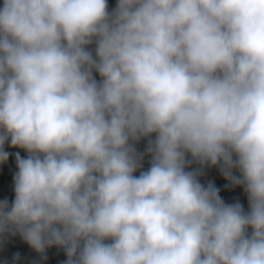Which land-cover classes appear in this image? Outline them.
<instances>
[{"label": "clouds", "instance_id": "clouds-1", "mask_svg": "<svg viewBox=\"0 0 264 264\" xmlns=\"http://www.w3.org/2000/svg\"><path fill=\"white\" fill-rule=\"evenodd\" d=\"M8 147L0 237L42 260L264 264V0H0Z\"/></svg>", "mask_w": 264, "mask_h": 264}, {"label": "trees", "instance_id": "trees-1", "mask_svg": "<svg viewBox=\"0 0 264 264\" xmlns=\"http://www.w3.org/2000/svg\"><path fill=\"white\" fill-rule=\"evenodd\" d=\"M116 0H109L110 9L115 6ZM94 50L95 45L90 46ZM99 79V77H97ZM143 142L141 143V148ZM11 153L7 163L0 165V199L7 198L10 202L14 199L13 176L17 171L15 164V153L20 152L22 157H26L27 153L21 149H13L8 147ZM149 167V163L145 161L144 169ZM192 168L200 167L197 164L191 165ZM138 174V173H137ZM238 174V173H237ZM205 186H213L219 189L221 197L228 203L239 200L244 205L245 210L248 208L247 197L242 188L230 190L225 187L228 181L220 172L219 167L208 165L203 168L202 175L199 177ZM15 253L21 256V264H63L66 257L63 252H59L56 248L47 251V260H42L40 256L32 251L22 239L17 236L5 235L0 237V264H11L12 257Z\"/></svg>", "mask_w": 264, "mask_h": 264}]
</instances>
